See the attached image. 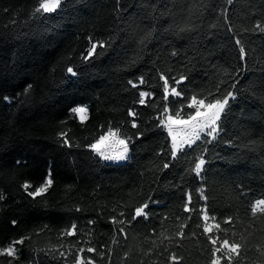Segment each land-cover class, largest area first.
Here are the masks:
<instances>
[{"label": "trees", "instance_id": "1", "mask_svg": "<svg viewBox=\"0 0 264 264\" xmlns=\"http://www.w3.org/2000/svg\"><path fill=\"white\" fill-rule=\"evenodd\" d=\"M43 1L0 0V248L28 237L14 245L18 258L0 255V264H76L77 254L94 264H172L173 253L179 264H210L209 235L219 238L217 247L223 239L242 245L233 264H264V213H251L264 199V0H60L56 11L37 12ZM189 9L194 27L181 32ZM92 43L99 55L85 60ZM238 73L220 137L205 144L211 138L202 135L174 159L167 131L155 127L165 103L160 76L182 92H170L171 114L185 98L219 95ZM140 91L151 93L144 105ZM79 106L87 109L84 121L72 114ZM110 128L133 137L124 164H103L89 147ZM200 158L203 180L195 173ZM49 166L53 183L33 200L28 192L42 186ZM146 202L147 219L112 223ZM205 203L220 226L207 234ZM73 223L76 234L62 235Z\"/></svg>", "mask_w": 264, "mask_h": 264}, {"label": "snow or ice", "instance_id": "2", "mask_svg": "<svg viewBox=\"0 0 264 264\" xmlns=\"http://www.w3.org/2000/svg\"><path fill=\"white\" fill-rule=\"evenodd\" d=\"M119 2V0H118ZM228 3L231 4L232 0H228ZM60 4V0H45V2L41 3L39 5V8L36 9L37 12L43 11V13H51L55 10V8ZM195 9H189V21L185 22L182 26H178L180 31H186L191 30L194 25L191 24V17L194 14ZM200 11H204V9H200ZM257 28H262L261 25H257ZM231 31V28L228 29ZM151 35V32L146 33L144 37H141L139 44L141 46L144 45L145 40ZM114 41H106V42H100L99 47H111ZM237 46H239V59L240 61H244L246 63V53L245 48L242 45L241 41L239 39L236 40ZM97 44L92 43L91 47L87 50V55L84 57L85 60H88V58L92 57L93 54L99 55V53H96ZM142 50V48H141ZM173 55H176V53H173ZM134 62V61H133ZM68 72L72 76H76L77 73L73 70L72 67L68 68ZM160 79L164 81L163 85V100L165 101L164 106L162 108V111L157 114L158 124L155 125L158 129H166L167 131V137L171 139V156L175 159L177 157V151L178 149H183L184 146H188L189 148L196 142L202 140V134L204 137L211 138L205 139L204 143H212L216 141L220 134L223 132V122H222V114H225L230 108H231V102H236L237 100V94L239 92V89L237 88V83L240 79V74L238 73L237 76L234 78V81L229 84L228 89H225L221 91L219 88H217L216 92L219 93V95H216L215 93H209L207 96L198 98L196 95H193L191 97L190 101H187L185 98V103L181 104L179 110H172L171 114L170 107H169V94L171 92V95L173 97H181L182 92L178 91L176 87L169 88L168 80L161 75ZM185 77H180L176 80L177 84H180ZM130 84H132L133 88H136L138 85L136 83H133L131 80L129 81ZM146 83L145 79L143 77L140 78V84ZM30 87V86H29ZM151 96V93L146 91H140L139 93V104L144 105L146 103L145 97ZM7 99V98H6ZM187 110L190 111H186ZM74 113L81 116V119H83V114L86 112L85 106H79L75 107L72 110ZM128 115L130 117H133V121L131 122L132 128H138V124L135 122V119L138 115V113L133 109L129 110ZM66 132L59 133L60 140L64 145H69L70 141L67 138ZM120 135V129L117 128L115 131H113L111 128L108 130L106 134L100 135L99 139L90 144V149L95 152L100 159L104 161H126L129 159V151H130V144L133 142V137H127V138H117ZM143 137V133L135 134V139H140ZM110 138H116L112 139L110 143L106 145V148H100L99 145L104 144L106 141H109ZM230 146H235L233 142H228ZM20 161H17V164H20ZM206 163V160L204 158H200L199 162L195 164V173L197 177H200L201 180L204 179V177L201 175L202 171L204 170V165ZM169 163L164 164V168H169ZM48 178H46L45 182L42 184V186L35 188L34 191L28 192V195L33 197V200H35L36 197L41 196L42 194L46 193L48 188L51 187L53 180L51 179V166H49L48 170ZM23 187L27 190L30 187L29 183H25ZM3 197L0 196V199ZM207 198L205 197V200ZM191 203V194H189L188 197V203L184 205V212H190L191 209L189 208L188 204ZM149 207V204L146 202L134 209V215H132L129 218L125 217V219H119L116 218L112 219V223L114 225H132L133 222L137 221V219L141 216H144L145 219H147V213L145 212V209ZM203 209V215L201 219L205 221V226L203 228L204 233H210L212 227H215L219 230L220 226L219 224H213L211 227L207 225V221L215 220L216 217L209 216L207 211V204L205 203L202 206ZM76 211H81L79 207L76 208ZM257 212L264 213V199H258L256 202L251 206V213L253 216L257 214ZM122 216H124V213H121ZM89 223H92V221H89ZM225 223H231V218H228L225 220ZM13 226L17 224V221H12ZM199 227V225H197ZM186 227V225H181V228L183 229ZM76 228L77 225L73 223L71 225L70 229H67L65 232L62 233V235L66 236H73L76 234ZM119 233L123 234L125 238H127V232L122 227L119 229ZM177 235L183 237L184 233L183 231L177 233ZM25 239H28V237H24L18 240L13 241V243L7 247L0 248V255H5L8 257L18 258V254L20 252L19 249H16L14 245L19 244L23 245ZM219 238H213L211 235L208 236L209 242L213 245L211 249V255L212 259L210 261V264H221L222 259H226L228 261V264H233V261L240 257L241 255V249L242 245L238 242H229L228 239H223L220 241L219 246L217 247ZM116 242V241H114ZM85 251L84 248H79L78 253H83ZM87 252L93 253L96 252V249L94 247H88ZM217 253H220L218 256ZM99 255H103L102 253H97ZM61 256H64V253H60ZM169 259L172 261V264H179V258L173 253ZM11 264V262H10ZM76 264H94V260L89 257L82 258L79 254L76 256Z\"/></svg>", "mask_w": 264, "mask_h": 264}, {"label": "built area", "instance_id": "3", "mask_svg": "<svg viewBox=\"0 0 264 264\" xmlns=\"http://www.w3.org/2000/svg\"><path fill=\"white\" fill-rule=\"evenodd\" d=\"M165 130H166V129H165ZM117 138H120V137H117ZM112 139H116V138H110V140H109V141H106V142L104 143V145H103L101 148H106V145H107L108 143H110ZM94 156H95V157H96L101 163H103V164H108V165L124 164V163H126V162L128 161V159H127L126 161H104V160L100 159V157H99L95 152H94Z\"/></svg>", "mask_w": 264, "mask_h": 264}, {"label": "rangeland", "instance_id": "4", "mask_svg": "<svg viewBox=\"0 0 264 264\" xmlns=\"http://www.w3.org/2000/svg\"><path fill=\"white\" fill-rule=\"evenodd\" d=\"M43 2H45V1H43ZM42 2V3H43ZM58 9V6L55 8V10L54 11H56ZM53 11V12H54ZM40 12H42L43 13V11H40ZM72 114L73 115H75L80 121H84V120H86V118H87V109H86V112L83 114V119H81V116L80 115H78V114H76V113H74L73 111H72ZM203 135V134H202ZM104 144H101V147L103 146ZM214 223L211 221V220H209V221H207V225L209 226V227H211L212 225H213ZM215 227H212V229H211V232L212 231H215Z\"/></svg>", "mask_w": 264, "mask_h": 264}, {"label": "crops", "instance_id": "5", "mask_svg": "<svg viewBox=\"0 0 264 264\" xmlns=\"http://www.w3.org/2000/svg\"><path fill=\"white\" fill-rule=\"evenodd\" d=\"M99 147L101 148V145H99Z\"/></svg>", "mask_w": 264, "mask_h": 264}]
</instances>
